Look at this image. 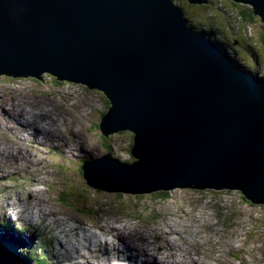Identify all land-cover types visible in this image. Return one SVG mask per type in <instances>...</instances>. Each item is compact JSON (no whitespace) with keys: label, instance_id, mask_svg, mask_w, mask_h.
<instances>
[{"label":"water","instance_id":"obj_1","mask_svg":"<svg viewBox=\"0 0 264 264\" xmlns=\"http://www.w3.org/2000/svg\"><path fill=\"white\" fill-rule=\"evenodd\" d=\"M237 1L254 5L264 26V0ZM8 73L106 90L112 106L100 125L130 130L135 161L109 153L85 161L94 162L92 185L243 191L261 201L264 83L197 37L171 0H0V75ZM4 230L0 264H31L18 235Z\"/></svg>","mask_w":264,"mask_h":264},{"label":"rangeland","instance_id":"obj_2","mask_svg":"<svg viewBox=\"0 0 264 264\" xmlns=\"http://www.w3.org/2000/svg\"><path fill=\"white\" fill-rule=\"evenodd\" d=\"M174 4L200 26L197 30H211L230 55L240 61L248 56L264 76V26L257 14L242 17L250 5L233 0ZM11 74L0 75V214L11 233L21 236L22 252L36 248L42 255L35 253L37 261L47 253L52 264H161L150 254L164 261L169 256L173 264H264V202L244 203L241 191L132 193L92 187L82 174L84 159L109 153L123 162L134 160L133 134L100 125L110 108L105 94L52 75ZM11 202H19L20 212H13ZM16 216L21 221L13 222ZM40 235L48 250L37 243ZM133 247L137 250L131 252Z\"/></svg>","mask_w":264,"mask_h":264},{"label":"bare ground","instance_id":"obj_3","mask_svg":"<svg viewBox=\"0 0 264 264\" xmlns=\"http://www.w3.org/2000/svg\"><path fill=\"white\" fill-rule=\"evenodd\" d=\"M190 3H194L195 1L194 0H188ZM233 1H235V2H239V1H237V0H233ZM171 2L173 3V5L185 16V13H184V11H183V9H182V7H180L179 5H177V4H174V0H171ZM251 6V8H252V10H253V12H254V14H257V11H256V8H255V6L254 5H250ZM185 19H186V21H187V24H188V26H189V29L197 36V37H199L205 44H207L213 51H215L219 56H222V57H224V60L225 61H229L230 62V64H231V66L238 72V73H240V74H242V75H245V76H247V77H250V78H252V79H255V80H258V81H260V82H263L264 83V76L263 75H261V74H259V73H257L256 71H253V72H246L243 68H241V67H239L236 63H237V61H236V59H235V61H234V59L232 58V57H230L229 56V54H230V50H229V48L226 50L227 52H224L221 48H220V46L218 45V43L216 42L217 40H218V38H214V36L212 37H209L203 30H197V27L195 26V25H190V22H189V20L187 19V17L185 16ZM56 77V76H55ZM57 78V77H56ZM58 79V78H57ZM98 85H94V87H92V89H97V90H100V92L102 91L104 94H105V96L107 97V100L109 101V103L111 104V102H110V100H109V97H108V95H107V92H106V90H104L102 87H97ZM4 92V91H3ZM54 104V103H53ZM78 105V104H77ZM111 106L112 105H110V108H111ZM75 107V106H74ZM110 108L104 113V115H106L107 113H108V111L110 110ZM12 109V108H11ZM12 111V110H11ZM10 111V112H11ZM43 115L45 116V113H43ZM43 116V117H44ZM47 117V116H46ZM104 117V116H103ZM102 117V118H103ZM37 120V119H36ZM20 122V121H19ZM25 124V123H24ZM20 127V126H19ZM23 127V126H22ZM21 127V128H22ZM40 126H36V129L38 130H41L40 128H39ZM24 128V127H23ZM43 128V127H42ZM124 130V129H123ZM117 132H118V130H116ZM124 131H130V130H124ZM115 131H113V133H114ZM122 132V131H121ZM84 133V132H83ZM80 139H82V138H80ZM53 143L55 142V140H54V138H51L50 139ZM81 142H83V140H81ZM17 143V142H16ZM86 145L88 146V149H90V150H92V151H94V152H96L95 150L97 149V147L96 146H94L93 144H89V143H86ZM84 146V145H83ZM133 148H134V139H133V144H132V148H131V153H132V155H133V158H134V160L133 161H135V155L133 154V152H132V150H133ZM16 153V152H15ZM1 155V154H0ZM28 156V155H27ZM102 156H105V155H102ZM90 159H96V160H99L100 159V157H98V158H90ZM90 159H84L83 161L85 162V161H87V160H90ZM104 161H108V162H111V160H104ZM118 161H120L121 163H127V161H125V162H123V161H121L120 159H118ZM83 162V163H84ZM94 163V162H93ZM93 163H91V164H93ZM90 164V165H91ZM81 165H83V164H81ZM90 165H88L87 167H89ZM30 166V165H29ZM34 167V166H33ZM87 167H84L83 168V166H82V169H83V176H84V178L87 180V182L89 183V185H91L92 187H95V188H98V187H96V186H94V185H92V183H90L89 182V180H88V178H87V176H86V168ZM19 168V167H18ZM45 169V168H44ZM33 170V169H32ZM44 171V170H43ZM36 190V189H35ZM213 192V191H212ZM241 193L243 194V197H245V199L247 200V201H249L250 202V204H253V205H255L256 203H262L263 204V199H264V191H262V193H261V195L258 193V192H256L255 193V195H256V197H258V198H261V201H258V202H256V203H253V202H251L250 200H248L247 199V197L245 196V194L243 193V191H241ZM9 205H10V203H9ZM49 211V210H48ZM32 227V226H31ZM106 227H109V226H106ZM70 228V227H69ZM110 228H115V227H110ZM109 228V229H110ZM68 229V228H67ZM75 229V228H74ZM109 229H106V230H104V234L105 235H107V236H109ZM29 231H31L30 229H29ZM92 233V232H91ZM85 234V233H84ZM93 234H97V232H93ZM115 236H117V235H114L113 237H115ZM99 238V237H98ZM21 239V238H20ZM85 240H88V239H86V238H84V241ZM78 241H80V238H78ZM101 241V243L103 242L102 241V239L100 240ZM109 240H106L105 241V243L106 244H108L109 242H108ZM21 242H22V245H25L24 244V242L21 240ZM27 243V242H26ZM90 244L92 245V242H90ZM80 247H81V245H80ZM22 248H23V246H22ZM116 249V248H115ZM115 249H113V252H116V250ZM22 250V249H21ZM119 250V249H118ZM133 251H131V252H134V251H136L137 249L136 248H134L133 247V249H132ZM150 250V249H149ZM120 251V250H119ZM148 252V251H147ZM21 254H22V256H23V253H22V251H21ZM151 256H152V261H154L157 257H160V260H161V264H173V260H170V259H168V257L169 256H167V258H166V260L164 261L163 260V257H162V255H154V254H150ZM92 256V255H91ZM128 256H131L132 257V254L130 253V254H128ZM70 257V256H69ZM186 257V256H185ZM188 258V257H187ZM181 259V258H180ZM179 258H175L174 259V261L175 262H179V260H180ZM128 260V259H127ZM193 261V260H192ZM30 263L32 264V261H30ZM153 263V262H152ZM155 264V263H154Z\"/></svg>","mask_w":264,"mask_h":264},{"label":"trees","instance_id":"obj_4","mask_svg":"<svg viewBox=\"0 0 264 264\" xmlns=\"http://www.w3.org/2000/svg\"><path fill=\"white\" fill-rule=\"evenodd\" d=\"M235 2V1H234ZM253 15H255L254 14V12H253V10L252 9H249V11H246V10H243L242 11V17L245 19V21L246 20H251V19H253ZM187 17V16H186ZM188 18V17H187ZM189 22H190V19H189ZM249 22V21H248ZM191 25H192V23H190ZM196 27H197V29H199L200 28V26H198V25H196V24H194ZM203 31L209 36V37H213L214 35H213V33L211 32V30H209V29H207V28H204L203 29ZM262 42H263V48H264V34H263V36H262ZM220 40L218 39L216 42L218 43V45L220 46V48L224 51V52H227L226 50L228 49V45H225L224 43H223V41L221 40V42H219ZM238 48V47H237ZM228 53V52H227ZM229 54V53H228ZM240 54V53H239ZM231 55H232V53H231ZM230 54H229V56L230 57H232L233 59H234V61H235V59H236V61H237V65L239 66V67H241V68H243L246 72H253L254 71V63H253V65H251L250 64V60L248 59V56L247 57H244V58H242V59H244V61L242 60V61H240V60H238L237 58H235V56H231ZM257 56L258 57H260V53L257 51ZM235 61V62H236ZM260 65H261V63H260ZM111 104L109 103V106H110ZM81 169H82V165H81ZM82 171H83V169H82ZM84 172V171H83ZM83 172H82V174H83ZM162 193V192H161ZM164 193V192H163ZM243 198V197H242ZM243 200L245 201V202H249V201H247L246 199H245V197L243 198ZM250 203V202H249ZM5 224H7V222L6 221H3ZM34 229H35V227H30V230L31 231H34ZM42 236L40 235V238H39V240H40V242H42V245H44L43 247H44V249H47L48 250V248L47 247H45V242H46V240H43V237L41 238ZM38 249H36V248H33V250L30 248V247H28L27 249H26V251L28 252V256H29V260H31L32 261V263H34L35 264V261H37V257L36 256H39V255H37V254H35V253H38V251H37ZM46 254V257L47 258H45V257H42V259L41 260H38L37 261V264L39 263H42L43 262V260L47 263V264H52L51 262H50V258L48 259V255H47V253H45ZM35 256V257H34ZM41 257V256H40Z\"/></svg>","mask_w":264,"mask_h":264},{"label":"clouds","instance_id":"obj_5","mask_svg":"<svg viewBox=\"0 0 264 264\" xmlns=\"http://www.w3.org/2000/svg\"><path fill=\"white\" fill-rule=\"evenodd\" d=\"M17 77H19V76H17ZM20 79H21V78H20ZM8 186H9L8 189L13 188V185H11V184H9ZM11 195H13V194H11ZM13 203L16 204L15 202H12V203H10V205L15 206ZM10 205H9V206H10ZM17 205H18V204H17ZM3 221H5V220L3 219L2 222H3ZM6 228H7V227H6ZM9 228H10V227H9ZM9 228H8V229H9Z\"/></svg>","mask_w":264,"mask_h":264}]
</instances>
